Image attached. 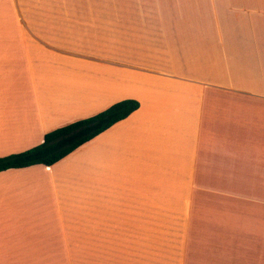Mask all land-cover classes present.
<instances>
[{"label":"crops","instance_id":"crops-1","mask_svg":"<svg viewBox=\"0 0 264 264\" xmlns=\"http://www.w3.org/2000/svg\"><path fill=\"white\" fill-rule=\"evenodd\" d=\"M5 7L0 156L116 101L139 106L52 165L0 171V264H74V235L88 249L142 241L143 218L188 217L196 198L227 227L213 242L232 243L238 226L205 203L231 186H261L264 247V0Z\"/></svg>","mask_w":264,"mask_h":264},{"label":"rangeland","instance_id":"rangeland-1","mask_svg":"<svg viewBox=\"0 0 264 264\" xmlns=\"http://www.w3.org/2000/svg\"><path fill=\"white\" fill-rule=\"evenodd\" d=\"M7 0H0V46L7 44V36L12 38L11 30L7 26L8 13L5 7ZM30 6L39 2L83 3L94 0H21ZM77 12H84L74 7ZM16 44L22 39V31L13 30ZM206 204L212 209L215 207L226 214L230 222L233 219L232 229L236 228V237L233 234L232 243L229 240L215 243L216 237L222 232L226 235L227 227L206 219L207 211H199L201 205L197 198L193 201L192 211L188 217L174 219H158L145 217L142 219V241L140 234L127 235V239L137 237L132 244L110 242L105 248L88 249L86 234L74 235V264H264V247L262 239L263 202L261 186H231L218 187L217 191L207 190ZM196 208V210H195ZM202 213L198 217L197 214ZM141 219H137V222ZM139 226V225H137ZM139 227H137V230ZM195 229V231H194ZM228 226V230H229ZM134 230V228H133ZM158 230L159 232H154ZM193 230V231H191ZM152 231V232H148ZM255 231V232H254ZM115 235V234H114ZM117 238L123 237L115 235ZM187 236H197L206 244L199 246L196 243L187 245ZM113 241V238L111 239ZM136 242L135 241H139ZM212 241V242H210ZM102 247V243L97 244ZM130 246L133 248H112L114 246ZM109 246L110 248H106ZM137 246V247H136Z\"/></svg>","mask_w":264,"mask_h":264},{"label":"trees","instance_id":"trees-1","mask_svg":"<svg viewBox=\"0 0 264 264\" xmlns=\"http://www.w3.org/2000/svg\"><path fill=\"white\" fill-rule=\"evenodd\" d=\"M139 102L126 98L105 109L46 132L40 143L20 152L0 156V171L33 164L52 165L74 149L126 118L136 110Z\"/></svg>","mask_w":264,"mask_h":264}]
</instances>
